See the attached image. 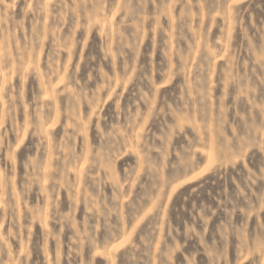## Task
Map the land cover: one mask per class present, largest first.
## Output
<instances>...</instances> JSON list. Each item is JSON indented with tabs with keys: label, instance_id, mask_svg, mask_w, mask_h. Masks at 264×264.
<instances>
[{
	"label": "rangeland",
	"instance_id": "1",
	"mask_svg": "<svg viewBox=\"0 0 264 264\" xmlns=\"http://www.w3.org/2000/svg\"><path fill=\"white\" fill-rule=\"evenodd\" d=\"M0 264H264V0H0Z\"/></svg>",
	"mask_w": 264,
	"mask_h": 264
}]
</instances>
